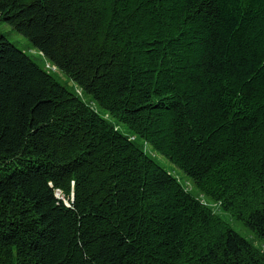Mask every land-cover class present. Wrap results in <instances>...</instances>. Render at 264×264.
<instances>
[{
	"label": "trees",
	"instance_id": "trees-1",
	"mask_svg": "<svg viewBox=\"0 0 264 264\" xmlns=\"http://www.w3.org/2000/svg\"><path fill=\"white\" fill-rule=\"evenodd\" d=\"M0 23L46 59L0 30V264H264L199 198L264 242V0H0Z\"/></svg>",
	"mask_w": 264,
	"mask_h": 264
},
{
	"label": "rangeland",
	"instance_id": "rangeland-1",
	"mask_svg": "<svg viewBox=\"0 0 264 264\" xmlns=\"http://www.w3.org/2000/svg\"><path fill=\"white\" fill-rule=\"evenodd\" d=\"M0 30L5 32L12 42L16 43L21 48L25 49L29 54V56H31V58H33L40 66L43 67L45 66L46 59L36 49L29 48L27 45V41L23 36L15 32L9 25L5 23H0ZM46 67H48L51 71L56 72L57 76L61 81L66 82L70 86L71 85L73 86V82L67 79V76H65L60 72H57L55 68H52L49 65H46ZM85 98L87 99V97ZM118 125L120 130L123 133L127 134L128 132L127 128L123 124H118ZM144 149L148 151V153L152 155V157H154L155 160L161 166H163L167 170H170L174 175L178 176L186 188L190 189L197 195V191L194 189L193 185L188 180L184 179L182 172L176 166H174L167 158H165L164 156H162L157 152H153L150 149V145L147 144L144 145ZM199 198L203 201L205 205H207L212 210L216 218H219L224 223L229 224L235 231H237L239 234L250 240L258 249L264 252V242L257 239V237L253 234V232L248 227H246L242 222L235 219L234 216H232L228 211L223 209L221 205L216 204L210 201L208 198L201 195L199 196Z\"/></svg>",
	"mask_w": 264,
	"mask_h": 264
},
{
	"label": "snow or ice",
	"instance_id": "snow-or-ice-1",
	"mask_svg": "<svg viewBox=\"0 0 264 264\" xmlns=\"http://www.w3.org/2000/svg\"><path fill=\"white\" fill-rule=\"evenodd\" d=\"M209 195H211V193H209Z\"/></svg>",
	"mask_w": 264,
	"mask_h": 264
}]
</instances>
